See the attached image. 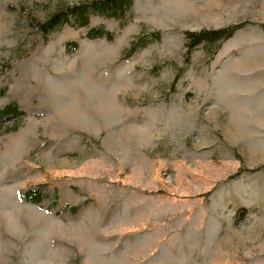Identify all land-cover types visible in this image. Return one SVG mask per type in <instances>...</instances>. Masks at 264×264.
<instances>
[{"label":"rangeland","instance_id":"rangeland-1","mask_svg":"<svg viewBox=\"0 0 264 264\" xmlns=\"http://www.w3.org/2000/svg\"><path fill=\"white\" fill-rule=\"evenodd\" d=\"M85 1L0 0V264H264V0Z\"/></svg>","mask_w":264,"mask_h":264},{"label":"trees","instance_id":"trees-1","mask_svg":"<svg viewBox=\"0 0 264 264\" xmlns=\"http://www.w3.org/2000/svg\"><path fill=\"white\" fill-rule=\"evenodd\" d=\"M131 3L132 0H88L79 4H73L51 13L48 18L39 23V30L47 33L65 22H71L77 26H86L89 23V18L92 13L114 17L121 16L131 6ZM240 26H242L241 22L221 28H204L196 31L187 30L185 32L188 46L187 54L202 41L212 42L230 37ZM92 32L109 39L113 35V32L105 30L103 27H92L89 33ZM135 46L136 44H132L131 49H134ZM23 113L24 110L19 108L17 102L14 100H10L0 106V117L3 115H11L14 117L22 115ZM41 186L25 189L20 193V197L25 200L39 202L46 195ZM55 195L53 194V202L56 201Z\"/></svg>","mask_w":264,"mask_h":264}]
</instances>
